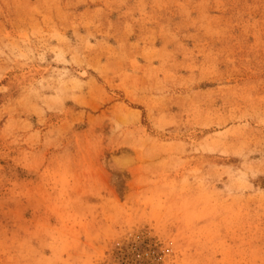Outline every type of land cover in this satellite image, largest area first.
Here are the masks:
<instances>
[{
	"label": "rangeland",
	"instance_id": "1",
	"mask_svg": "<svg viewBox=\"0 0 264 264\" xmlns=\"http://www.w3.org/2000/svg\"><path fill=\"white\" fill-rule=\"evenodd\" d=\"M0 264H264V0H0Z\"/></svg>",
	"mask_w": 264,
	"mask_h": 264
}]
</instances>
